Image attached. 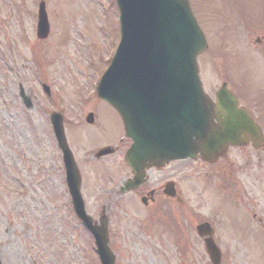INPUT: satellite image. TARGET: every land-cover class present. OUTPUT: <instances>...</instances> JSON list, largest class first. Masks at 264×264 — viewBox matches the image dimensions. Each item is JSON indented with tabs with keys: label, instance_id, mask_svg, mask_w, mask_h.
Listing matches in <instances>:
<instances>
[{
	"label": "rangeland",
	"instance_id": "374dc122",
	"mask_svg": "<svg viewBox=\"0 0 264 264\" xmlns=\"http://www.w3.org/2000/svg\"><path fill=\"white\" fill-rule=\"evenodd\" d=\"M45 1L51 31L46 39H39L36 24L40 0H0V123L5 126L2 131L5 135L0 136L7 142L6 150L11 137L25 131L28 126L20 128L28 122L34 126L44 125L38 104L50 110L58 104L65 117L67 139L81 170L87 210L99 220L102 204L106 205L105 200L113 193L109 192L108 196L99 186H89L95 180L97 185L100 178L95 169L107 162V159L101 162L92 157L98 147L111 139L109 136L122 135L123 126L114 108L99 98L96 86L119 42V11L115 0ZM192 1L209 41L208 49L199 57L205 88L214 93L221 84V77L228 75L236 79L246 93L258 99L254 101L255 110L264 129V0H234L235 4L233 0ZM242 18L248 20V24L255 21L252 35L246 32ZM19 81L35 95L37 106L30 112H26L19 96ZM43 83L50 85L52 97L45 94ZM231 86L236 88L238 83ZM250 106L253 107V103ZM93 108L100 114V126L76 123L81 112ZM44 141L47 146L50 144ZM0 156L3 163L11 167L12 160H6L2 150ZM229 156L234 159L241 155L234 149ZM228 157L221 163L228 161ZM196 165L199 167L195 168ZM177 166L180 186L188 190L186 197L195 212L189 226L191 230L185 236L187 241L184 235L181 238L178 234H173L174 240L172 236H164V239L155 233V225H145L150 232L141 235L139 242L138 235L131 233L136 232L134 223L124 217L125 210L115 205V216L111 220L113 235L131 231L126 243L117 237L111 242L118 255L117 264H212L196 231V225L204 218H212L217 224V241L223 253L221 264H264V222L260 227L253 218V213L264 218V170L256 182L247 181L250 188L241 193L242 201L239 202L233 193L223 196L204 189L202 182L206 170L200 162H178ZM3 169L10 173L8 167ZM53 171L56 172V167ZM0 173V256L3 264H32V259L38 264H100L99 258L97 261L89 256V246L83 235L74 239L76 223L71 198L61 178H50L49 184L53 182L50 188L47 182L35 197L28 198L24 187L20 191L19 184L8 174ZM255 174L259 173L255 171ZM189 182L193 183L192 190L187 185ZM107 183L105 179L102 186ZM121 200L119 204H123ZM136 203L140 205L138 199L128 202L133 206L129 210L141 212ZM237 209L236 215L247 214L249 227L241 228L246 225L242 218L239 230L230 225ZM59 220L63 221L61 229L58 223H53ZM45 229L56 232V244L48 250ZM163 229L161 225V234Z\"/></svg>",
	"mask_w": 264,
	"mask_h": 264
},
{
	"label": "water",
	"instance_id": "95a60500",
	"mask_svg": "<svg viewBox=\"0 0 264 264\" xmlns=\"http://www.w3.org/2000/svg\"><path fill=\"white\" fill-rule=\"evenodd\" d=\"M117 3L121 41L97 90L120 112L126 134L133 139L126 158L136 173L147 162L159 165L169 159L196 157L198 152L213 159L230 143L246 141L245 135L251 133L257 135L259 129L246 112L228 107V91L218 92L215 110L204 92L197 56L207 43L189 0ZM49 30L42 1L37 36L46 38ZM25 102L32 105L29 98ZM214 115L220 121L218 126L213 125ZM52 118L65 152L67 182L76 214L93 232L102 264H115L116 256L109 247L107 216L94 224L87 214L80 192L81 175L68 146L62 118ZM87 118L93 121V114ZM105 153L106 149L98 155ZM142 175L128 188L137 186ZM198 229L201 235L213 232L207 223ZM205 243L211 260L219 264L221 251L212 236Z\"/></svg>",
	"mask_w": 264,
	"mask_h": 264
},
{
	"label": "flooded vegetation",
	"instance_id": "af4514ba",
	"mask_svg": "<svg viewBox=\"0 0 264 264\" xmlns=\"http://www.w3.org/2000/svg\"><path fill=\"white\" fill-rule=\"evenodd\" d=\"M246 31L249 35H252V27L246 28ZM223 82H226L229 87V84H231V79L222 78V83ZM229 89H231L235 94L238 105L240 107H245L251 113L255 121H257L255 110L256 105L254 104V101L256 100L255 97L252 94H243L239 92L236 93L233 91L234 88L232 87H229ZM212 96L213 98H215L216 94L214 93ZM247 100H249L250 102H247ZM34 103L35 106H37V102ZM251 103H253V107L250 106ZM41 106L42 105L38 104V107L40 109L39 111L42 114L41 120H43L44 125H42V127L34 126L27 120L29 124L24 125L20 128L23 129L25 126H28L25 131H19L16 134H14L15 132L12 133L14 134L11 137L12 140L11 142H8V146L10 149L7 147L6 150H4V145H7V142H4L2 140L1 136L5 135V133H2L4 125H1L0 123V151L2 150V153L6 160L9 158L12 160V165L8 168L10 173H7V170L3 169L5 168V166L3 165V159L0 156V172L2 171L4 172V174H8V177L12 178L15 184H19V186H23V184H25V188L27 189L25 195L28 198H32V196L35 197L34 195L38 194V189L45 188L47 182L50 188V185H53V182L52 184H49L50 178L55 179L56 177H59L61 178L64 188L66 185V166L64 161V151L59 146L50 118V115L53 111L60 110L57 107L58 104L55 110L52 111L48 108H41ZM25 110L26 112H30V110L28 109ZM89 112H94V114L96 115L93 123H88L86 120V115ZM100 119L101 117L99 112L95 108H93L86 113L81 112V115L79 116L76 123L82 124L84 126H100ZM109 137H111V139L106 140V143L98 147L94 151V156L92 157L94 160L101 162H103L104 159H107V162H103L95 169V174H98L100 183L98 182L96 185L95 180L94 183L90 184L89 186H99V188H101V190L108 196L109 192L113 193V195L109 196V198L105 200L106 205L102 204L100 209V215L101 213L103 214L104 212H107L109 216L110 243L112 242L114 237L122 239V242L126 243V239L130 237L129 235L131 233H133V235H138V240L140 242L141 235L146 232H150L146 231L147 228H144L145 225H150L153 227V225L155 224L158 228L162 225L165 228V230L163 229L164 232L166 230L171 231L170 235L172 237L173 234H178V236L180 235L181 238L184 235V239L185 241H187V237L185 236L189 232V230H191L189 226H191L193 223L191 222V219H194L193 214L195 212L194 207L190 203H188L186 197V193L188 192V190H185L180 186L177 176L178 161H167L164 164L158 166L146 165L142 169L143 177L142 179H140L139 185L135 188L125 191L123 188L126 186V182L134 177V172L128 165L125 157L126 151L132 144V140L129 137L125 136L124 130L123 134L120 136L118 135L115 137ZM44 140L49 141L50 144L47 146ZM103 148H108L109 153L97 156L96 153ZM234 149L238 150V155L240 152L241 156L232 159L230 156L228 157V155ZM227 157L228 161H225V163H221V160H224ZM50 163L53 165L52 169ZM202 163L203 166L207 168L203 179L204 189H214L216 191L220 189L226 192L234 190L241 201V193L248 192V188H250L247 181L249 180L250 183V179H252L256 182V180H259L258 178L260 176V172L264 170V141L259 142L253 138H250L246 145L229 146L228 153H226L223 157L217 159L216 161L209 162L202 160ZM54 167H56V172L53 171ZM255 171L259 173L257 174V176L255 174ZM0 176H2V173H0ZM105 179L108 180V183L106 184V186H102ZM187 185L191 190L193 189V183L189 182ZM173 187L175 188L176 195L171 196L167 193V191L173 190ZM113 197L116 198L113 199ZM119 198L123 200V204L118 203L121 200H119ZM100 199H103V197H101ZM135 199H138V201H140L142 205L140 207V205L136 203V206L141 209L142 215L140 211L136 212L135 210H129L132 209L133 206L128 205V202H134ZM115 205L119 206L122 210H125L124 217L126 219H131L132 223H134L136 232H131L128 229L126 232L120 231L113 235L111 220L115 216V214L113 215ZM131 213L135 215L131 216ZM178 213L180 214V217L177 216ZM236 214L233 216L234 220L232 223L230 222V225H234V228L239 230L240 219L242 218L246 220L248 216L247 214ZM93 215L91 216L93 220L96 221V218ZM161 216H163L162 218L169 219L172 224L168 223L167 219L163 220ZM119 218L120 220H123V217ZM253 218H255L260 224H263L264 222V218L262 217V215L258 216L257 213H253ZM76 220L77 228H75L74 230V233L76 235L74 239L80 237L79 235H83L85 243L89 246V256L96 259L97 253L95 247V238L93 234L85 226L82 225L79 219L76 218ZM53 223H58V228L60 229L63 226L62 220H59L58 222L53 221ZM177 223H179V226H177ZM211 223L215 227V223L212 221ZM120 227H123V224ZM53 229H55V227H53ZM55 234L56 232L51 233L50 230L45 229V244L47 245L46 250L51 248V246L54 247V245L56 244ZM163 235L165 236V234ZM214 238L218 243L219 241H217L218 237L216 233L214 234ZM199 239L201 241H204V237H199ZM233 241L235 242V240ZM32 261V264L39 263L34 259H32Z\"/></svg>",
	"mask_w": 264,
	"mask_h": 264
}]
</instances>
